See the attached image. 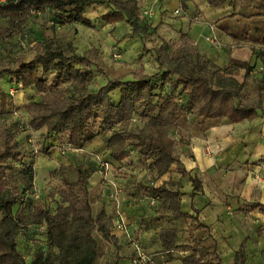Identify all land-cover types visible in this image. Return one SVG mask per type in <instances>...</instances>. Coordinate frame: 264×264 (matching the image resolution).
Masks as SVG:
<instances>
[{
  "label": "trees",
  "instance_id": "obj_1",
  "mask_svg": "<svg viewBox=\"0 0 264 264\" xmlns=\"http://www.w3.org/2000/svg\"><path fill=\"white\" fill-rule=\"evenodd\" d=\"M226 1L235 4L238 0H209V4L216 6ZM257 1L264 5V0ZM95 5L106 9L101 16L103 21L107 24L124 21L130 33L142 41L154 32V27L140 18L138 0H8L0 5V15L8 17V24L0 26V42L20 32L31 15L41 12L51 13L58 23L76 22L89 27L91 20L84 13ZM41 44L43 48L31 59H16L13 67L0 68V73L8 74L13 84L24 88L34 86L37 90L39 99L26 104L27 127H45L47 134H66L76 146L80 133L98 120L99 127L107 132L105 142L110 161L106 163L121 164L134 150L144 159L154 182L166 174L172 164H179L177 141L171 132L177 128L180 117L191 113L204 119L226 117L237 123L252 120L262 107L259 100L252 101L242 94L251 70L249 63L243 61L224 68L210 64L187 33H181L179 38L180 56H170L164 46L152 50L158 69L153 75H147L141 64L132 80H107L94 92L88 90L93 71H102L96 48L66 55L61 49H52L48 42ZM144 51H148L145 44ZM142 55L143 52L139 57ZM239 68L244 69L240 82L233 76ZM49 73L57 74L60 82H70L73 89L45 88L42 75ZM156 87L166 90L156 94ZM116 89L120 92L119 99L112 102L110 93ZM6 97L7 94L0 91L2 107ZM154 108L156 112L149 113ZM4 111L3 108L1 113ZM135 117L145 122L131 129ZM16 130L0 122V264H96L99 244L94 233L112 244L116 243V238L111 234L112 222L105 209L93 214L88 189L90 171L83 164L61 166L60 177L71 189L70 197L64 200L66 203L60 202L50 210L38 196L27 204L25 195L34 194V168L28 165L11 176L5 174L6 169L13 168L10 164L22 157ZM71 173L76 175L74 181L66 178ZM73 185L78 187V192L72 190ZM167 185L162 182L152 186L139 184V187L146 195L157 198L158 217L194 218L181 210L180 192L172 190L176 184L170 181ZM60 194L65 195L63 191ZM15 205H18L16 211L13 210ZM255 207L264 211L260 203ZM32 225L44 226L47 251L35 249L28 262L18 247L17 238L26 234ZM198 225L205 227L202 223ZM158 237L160 252L171 256L180 247L175 228L162 229ZM245 243L246 239L235 251L232 264H247ZM189 247L193 253L181 257L182 264H221L215 244Z\"/></svg>",
  "mask_w": 264,
  "mask_h": 264
},
{
  "label": "rangeland",
  "instance_id": "obj_2",
  "mask_svg": "<svg viewBox=\"0 0 264 264\" xmlns=\"http://www.w3.org/2000/svg\"><path fill=\"white\" fill-rule=\"evenodd\" d=\"M138 6L140 18L146 19V22L154 27V32L145 37L143 41L130 33L129 27L124 21L108 24L103 21L101 16L106 9L102 5L89 6L87 13H84L91 20L92 24L89 27L82 26L76 22L58 23L52 19L54 17L51 13L41 12L40 14H33L23 29L21 31L19 29L20 32L17 31L11 38L0 42V68L13 67L17 64V62L15 64L16 59L23 61L31 59L35 52L43 48L41 43L48 42L51 44L52 49H61L66 55H71L73 51L82 53L90 48L97 49L101 59L102 71H93L94 78L88 87L91 92L96 91L107 80L114 78L132 80L134 74L138 72L142 65L147 75H153L158 70L152 52L153 49L164 46L170 56L181 55L177 46L183 31L181 29H173L174 26L170 23V19L173 16L176 19L189 17L183 7L181 13H174V10L179 7L178 0H161L157 2L155 0H138ZM159 13L161 14L159 15ZM163 13L167 14L165 17L169 18L168 20L163 18ZM222 14L221 21L217 24L220 27L219 29H221L220 32L219 30L218 33L216 31V25L214 24L216 22H210L214 26L217 36L222 37L221 46L218 47L205 41L204 36L210 33V28L209 32L206 31L207 26L203 25L192 30L198 40L204 39V42L207 43L206 52L202 51L203 53L200 54L210 64H215L219 68L235 66L241 60L248 61L252 70L246 78L242 94L252 101L259 100L264 105V5L258 4L257 0H239L229 7L226 6ZM193 18L191 16L188 19L190 24L193 23ZM7 24L8 17L5 14L0 15V26H6ZM176 26L178 24H175ZM181 27L184 30L188 29L186 21L181 24ZM190 27L192 28V26ZM184 33H187V31ZM226 39H228V42ZM231 39L235 41L233 44L229 43ZM144 44L148 51H144ZM142 52L141 58L139 55ZM233 76L240 82L243 78V68L233 72ZM42 78L45 80V88L47 89H52L56 86L73 89L70 82H60L57 74L49 73L42 75ZM157 81L158 78H156L155 82ZM10 89H12V92ZM164 90L166 89L160 90L156 87L155 93L165 92ZM0 91H4L7 94L4 107L1 106L0 100V122L7 123L14 130L17 129L16 138L19 140V150L22 154L19 161L10 164L13 168L6 169L5 174L11 176L28 165H31L35 170L34 194L25 195L24 200L27 204L37 196L50 210H53L60 202L66 203L64 200L70 197L71 189L60 177L59 171L61 166L68 164H83L90 171L88 189L94 215L105 207L106 213L110 216L115 206L109 212V205L116 204L120 208V197L126 199L124 203L127 206L136 205V202L138 206H141L144 203V201L142 202L139 199L140 195L132 192L136 190L137 175H141V178L142 176L146 178L148 173L144 159L137 156L136 152L132 150L133 152L121 164L113 162V164L109 165L108 163L111 167L105 171V162L110 161L105 142L107 132L99 127L98 120L93 121L90 128L80 133L79 143L74 146L70 143V137L66 134H47L45 127L40 129L27 127L29 116L26 104L32 100L39 99L34 86L24 88L20 84H13L8 74L0 73ZM119 95L118 89L111 92L112 102H116L119 99ZM3 108L5 111L1 113ZM155 112L156 108L149 111V113ZM198 120L202 119L194 114L187 113V115L178 119L177 128L171 134L174 135L175 132H178L180 135L185 136V132L189 129V124ZM144 122L145 119L135 117L132 120L131 129H136V126H141ZM95 171H98L99 175L95 174ZM66 178L74 181L76 175L67 174ZM116 178L126 181V183L124 181V188L122 182L118 181L119 179L116 180ZM108 180L115 181L120 188V192L123 189L122 192L124 194V196L118 194L119 198L117 201L109 198V202L111 201L109 205L104 200L106 193L103 195L105 188L110 187ZM71 188L76 192L79 191L75 185ZM60 191H63L65 195L60 196ZM144 204V209L153 216L156 213L157 204H148L146 202ZM17 208L18 205H15L13 210L16 211ZM147 219L144 220L146 221ZM161 222L163 224L155 222L151 225L154 227L155 234H158L159 230L167 225H173L179 230L177 242L181 244V247L176 250L177 254H181L180 249L185 248L188 242L198 244L196 243L197 240L203 239L204 245H211L212 243L208 239L206 231L195 230L196 227L192 224L193 221H186L184 224L181 221L174 223L170 219H163ZM110 229L112 231L113 228L110 227ZM94 235L99 244V258L96 264H107L105 262L106 256H109V264H132L130 259L132 260L133 257L132 255L130 257V253L121 252L120 257V253L116 251L112 243L105 241L97 232ZM130 235L134 239H138L136 234H133V236L130 233ZM125 237L129 239L126 234ZM17 241L19 249L28 262L31 259V253L35 249L44 253L47 251L44 226H29L26 234L18 235ZM125 248L129 252L131 250L132 254L133 248L129 240ZM151 251L152 253H148L153 255L154 263H161L162 261L155 260V258L159 257L158 253L160 251L158 247L152 248ZM120 258L122 260L119 262ZM165 261L168 262L166 258Z\"/></svg>",
  "mask_w": 264,
  "mask_h": 264
},
{
  "label": "crops",
  "instance_id": "obj_3",
  "mask_svg": "<svg viewBox=\"0 0 264 264\" xmlns=\"http://www.w3.org/2000/svg\"><path fill=\"white\" fill-rule=\"evenodd\" d=\"M178 2L185 9L187 16L189 18L194 17L195 21L193 20V23L190 24L187 17L176 19L173 16L170 19V23L174 26L173 29H181L183 33L187 31L192 44L199 53H205L208 48L207 43L204 42V39L198 40L192 30L205 25L207 26L206 31L209 32V25L216 22L214 23L216 31L217 33L218 30L220 32L221 29L217 24L221 21L222 12H224L226 6L229 7L233 4L226 1L213 6L209 4V0H178ZM162 15H164V19H169L165 17L167 14L163 13ZM185 21L188 25L187 30L181 27V24ZM175 24H178V26L175 27ZM220 39L222 40V37ZM226 41L228 42V39ZM234 42L232 39L229 40L230 44ZM240 43L244 44L243 42ZM245 62L249 63L248 61ZM251 70L249 73H251ZM257 112L258 115L252 120L237 123L229 121L226 117L205 119L200 117L202 120L191 121L192 124L188 125L189 129L185 132V136L180 135L178 132L172 135L177 141L176 154L179 158V164H172L170 170L156 182L152 180L148 168H146L148 172L146 178L143 176L141 178V175L136 174V190L132 192L140 195L139 199L142 202L150 204L153 199V204H157V208L159 205L157 198L154 199L143 193L139 184L152 186L164 182L167 185L171 181L176 184L172 187V190L180 192L181 210L194 217L192 219H174L170 215L158 217L157 209L156 213L151 216L144 209V203L141 205L142 207L138 206L137 202L136 205L127 206L124 203L126 199L120 197V211L128 230L132 235L136 234L138 243L147 252L152 253L151 249L154 247H158L160 251L158 235L162 229H177L173 225H167L161 228L158 234H155L154 227L151 226L153 223L160 222L163 224L161 222L163 219H170L174 223L181 221L184 224L186 221H193L192 224L195 225V230L206 231L207 237L209 236L208 239L212 241L211 244H215L221 264H232L234 262L235 251L239 249L244 239H246V263L264 264V211L260 210L259 207H255L256 203L264 205V105ZM95 174L99 175V172L95 171ZM118 179L116 178V180ZM193 179H195V182H193ZM118 181L122 182L124 188L125 180L119 179ZM105 189L103 191V195L106 193L104 200L109 205L111 201L109 202L108 193L111 189L110 187ZM122 190L120 194L124 196ZM109 206L110 212L115 204ZM114 213L115 208L110 213V219H112ZM200 223L204 224L205 227L199 226ZM111 234L116 238L113 247L120 253L119 256L121 257V252L126 251L125 254L130 253L131 257L133 251L131 254V250L129 252L125 248L128 239H126L123 232L113 228ZM196 243L198 244L188 242L185 248L180 249L181 254H177L176 250L181 247V244L177 242L180 247L174 250L171 256L164 253L162 255L159 252V257L155 260L165 262L166 258L169 264H182L181 257L193 253L189 246H208L204 245L203 239L197 240ZM122 258L119 259V262ZM105 262L110 263L109 256H106Z\"/></svg>",
  "mask_w": 264,
  "mask_h": 264
},
{
  "label": "built area",
  "instance_id": "obj_4",
  "mask_svg": "<svg viewBox=\"0 0 264 264\" xmlns=\"http://www.w3.org/2000/svg\"><path fill=\"white\" fill-rule=\"evenodd\" d=\"M8 0H0V5L6 3ZM161 1V0H155ZM182 5L180 4L177 9L174 10L175 14H179L182 11ZM210 33L204 36L205 41L208 43L215 45V46H221L222 40L217 36V34L214 31V26L209 25ZM12 92V89H10ZM104 170L107 171L109 169L108 163L105 162ZM108 184L110 185L111 191L108 193V197L111 200H116L119 198L118 194L120 195V188L117 186L115 181L108 180ZM37 196V194H36ZM38 197V196H37ZM151 203H154V200H151ZM118 205L115 204V213L111 219L112 227L116 230L122 231L123 234L129 238L128 240L131 242L132 248H133V254H132V264H155L154 258L152 254H149L134 237H131L130 232L128 230L127 224L125 222V219L122 215V212L120 211V208L117 207ZM163 252H161L162 254ZM160 254V255H161ZM165 254V253H164ZM163 255V254H162ZM165 261V260H164ZM159 264H169L167 261L161 262Z\"/></svg>",
  "mask_w": 264,
  "mask_h": 264
}]
</instances>
